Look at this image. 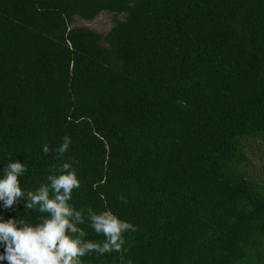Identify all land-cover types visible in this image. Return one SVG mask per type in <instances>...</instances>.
Here are the masks:
<instances>
[{
    "label": "trees",
    "instance_id": "trees-1",
    "mask_svg": "<svg viewBox=\"0 0 264 264\" xmlns=\"http://www.w3.org/2000/svg\"><path fill=\"white\" fill-rule=\"evenodd\" d=\"M103 10L124 16L70 27ZM65 135L61 160L43 153ZM251 139H264V0H0V178L18 160L35 191L70 162L69 203L137 228L83 264H264ZM40 215L0 201L3 221Z\"/></svg>",
    "mask_w": 264,
    "mask_h": 264
},
{
    "label": "clouds",
    "instance_id": "clouds-1",
    "mask_svg": "<svg viewBox=\"0 0 264 264\" xmlns=\"http://www.w3.org/2000/svg\"><path fill=\"white\" fill-rule=\"evenodd\" d=\"M71 143L68 135L55 149L42 145L44 154L55 152V159L61 160ZM27 171L25 163L11 161L4 168L0 178V201L5 208L24 200L25 209L38 210V222L30 224L23 219L0 218V244L4 252L0 261L7 264H83L82 257L96 252L99 255L121 252L125 244L124 233L135 232L137 228L110 210L97 212L92 208L77 210L71 203L72 193L80 188L76 169L70 162L53 165L35 191L25 192L19 177ZM120 199L123 201L124 197ZM126 202V201H125ZM87 223L103 241L85 239L87 232L81 225Z\"/></svg>",
    "mask_w": 264,
    "mask_h": 264
},
{
    "label": "rangeland",
    "instance_id": "rangeland-1",
    "mask_svg": "<svg viewBox=\"0 0 264 264\" xmlns=\"http://www.w3.org/2000/svg\"><path fill=\"white\" fill-rule=\"evenodd\" d=\"M124 14H114L110 11L103 10L93 19L85 20L77 16L74 17L73 26H87L92 30L105 33L114 24L115 19H122ZM244 151L246 152L249 163L243 168L247 170L251 178L264 188V139H251L244 142Z\"/></svg>",
    "mask_w": 264,
    "mask_h": 264
}]
</instances>
